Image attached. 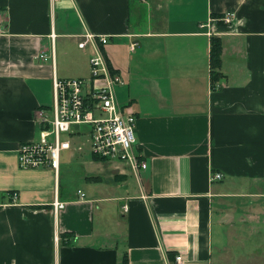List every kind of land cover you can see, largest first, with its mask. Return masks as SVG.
Masks as SVG:
<instances>
[{
    "label": "crops",
    "instance_id": "crops-1",
    "mask_svg": "<svg viewBox=\"0 0 264 264\" xmlns=\"http://www.w3.org/2000/svg\"><path fill=\"white\" fill-rule=\"evenodd\" d=\"M0 8V264H167L178 254L181 264H264V0ZM86 32L108 36L104 55L125 81L116 93L136 112L140 184L126 163L96 161L84 146L58 178L18 163V146L40 135L34 111L52 107L54 75L88 76ZM212 36L222 41L214 83ZM73 174L76 187L64 183Z\"/></svg>",
    "mask_w": 264,
    "mask_h": 264
},
{
    "label": "built area",
    "instance_id": "built-area-1",
    "mask_svg": "<svg viewBox=\"0 0 264 264\" xmlns=\"http://www.w3.org/2000/svg\"><path fill=\"white\" fill-rule=\"evenodd\" d=\"M2 13L4 10L0 8V33L5 32ZM221 19L229 21L226 15ZM84 37L92 50L89 77L60 79L54 75L52 107L49 113L45 108L34 111L40 135L38 139L18 146V163L22 168H49L58 178L61 152L72 148L73 151H81L88 143L91 157L126 163L140 184V171L147 168V163L135 148L136 112L130 104L118 102L116 88L125 81L112 70L104 55L103 46L107 44L108 36L86 32ZM38 58L46 60L45 54H39ZM63 133L67 138H62ZM80 138H85V142H78ZM221 177V173H214L211 178ZM77 193L82 196L81 190ZM141 197L145 199L146 195L141 192ZM52 206L56 212L64 202L55 199ZM127 210L128 205L124 204L122 211ZM182 260V255L178 254L167 264H181Z\"/></svg>",
    "mask_w": 264,
    "mask_h": 264
},
{
    "label": "rangeland",
    "instance_id": "rangeland-1",
    "mask_svg": "<svg viewBox=\"0 0 264 264\" xmlns=\"http://www.w3.org/2000/svg\"><path fill=\"white\" fill-rule=\"evenodd\" d=\"M86 68H85V72L83 73L84 75L87 73L86 72ZM80 71H81V69H80ZM59 75H63V74H61V72L59 71ZM87 77H89V74H88V76H86V78ZM76 128L78 127V126H75ZM85 127H83V129H84ZM62 138L63 139H65V138H67V135L65 134V133H63L62 134ZM78 142L79 141H84L85 142V138H80V139H78L77 140ZM84 150H85V153H89V146H88V143H85L84 144ZM73 149V148H72ZM72 149L71 150H66V151H62L61 152V173H62V166H63V164H68L69 163V161L71 160V159H75V155L74 154H72L71 153V151H72ZM74 153H76V152H74ZM89 157L90 158H92L91 157V155H90V153H89ZM72 161H74V160H72ZM70 164V163H69ZM70 169H69V173H71L72 171L73 172H75L76 171V168L75 167H73V165H72V167H69ZM94 173H97V174H99L100 173V175L101 176H106V175H108L107 174V171H106V169L104 170V169H102V168H100V167H94ZM63 174V173H62ZM77 175H72V176H66V180H68V181H66V182H64L66 185H71V186H73V187H76V185H77V177H76ZM76 177V178H75ZM106 177H108V176H106ZM64 179H65V177L63 178L62 177V181H64ZM101 187H102V190L103 191H105V190H108L107 188H109V186H108V181H107V179H104L103 181H101Z\"/></svg>",
    "mask_w": 264,
    "mask_h": 264
},
{
    "label": "trees",
    "instance_id": "trees-1",
    "mask_svg": "<svg viewBox=\"0 0 264 264\" xmlns=\"http://www.w3.org/2000/svg\"><path fill=\"white\" fill-rule=\"evenodd\" d=\"M213 16L217 19H220L223 15L213 14ZM221 53H222L221 38L218 36H212L210 38V67H211L210 78L213 83L222 76V73L220 71ZM92 158L96 161H100V160L104 161V159L95 156H92Z\"/></svg>",
    "mask_w": 264,
    "mask_h": 264
}]
</instances>
